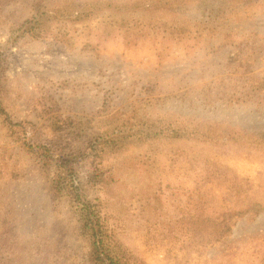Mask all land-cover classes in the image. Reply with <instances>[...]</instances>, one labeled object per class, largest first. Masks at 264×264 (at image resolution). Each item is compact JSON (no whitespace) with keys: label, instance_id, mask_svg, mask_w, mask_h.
Wrapping results in <instances>:
<instances>
[{"label":"rangeland","instance_id":"374dc122","mask_svg":"<svg viewBox=\"0 0 264 264\" xmlns=\"http://www.w3.org/2000/svg\"><path fill=\"white\" fill-rule=\"evenodd\" d=\"M38 3L44 11L74 3L89 15L59 17L47 23L45 37H20L11 49L4 109L14 121H23L24 140L51 145L57 154L66 134L54 132L51 120L102 118L118 110L148 111L146 116L158 119L174 116L173 110L216 130L264 131V98L254 102L264 91L239 103L225 102L220 94L248 79L264 82V0H0V44L11 25L29 17ZM108 99L111 106L104 105ZM96 129L72 127L82 133L73 147L79 149ZM175 150H201L264 186V152L237 147L228 138L129 144L109 156L120 183L102 193L87 183L88 161L79 160L82 193L107 199L103 211L119 238L115 249L124 264H213L203 258L216 262L233 243L240 246L237 264L254 259L256 243L264 240V212L243 215L228 237L206 243L201 254L175 246L170 238L160 240L155 225H140L141 204L148 197L161 199L163 213H176L184 197L173 192L193 187L200 175ZM32 154L0 123V213L9 224L10 264H91L74 205L65 192L55 196L50 190L54 163L41 167ZM12 166L22 169L15 179L1 171Z\"/></svg>","mask_w":264,"mask_h":264},{"label":"trees","instance_id":"16d2710c","mask_svg":"<svg viewBox=\"0 0 264 264\" xmlns=\"http://www.w3.org/2000/svg\"><path fill=\"white\" fill-rule=\"evenodd\" d=\"M78 6L71 3L64 10L50 8L48 11H44L41 10L38 3L34 6V11L29 17L19 24L11 25L7 39L0 44V123L6 127L9 135L15 141H21L27 151L34 153L32 155L40 159L41 167L49 169L50 165L54 163L55 172L50 190L55 196L65 192L69 203L74 205L78 216L79 231L90 246V263L124 264L126 261L115 249L119 238L114 230L108 228V212L103 211L107 199L101 197V194L87 198L82 193L75 167L79 160L86 159L88 161L87 183L102 193L103 190L120 183L114 165L109 162V156L129 144H144L149 141L171 138L188 143L195 140L196 143L202 144L228 138L233 140L237 147H247L254 152L263 153L264 131L258 129L253 131L236 130L230 126L216 130L210 128L198 117L173 110L174 116L163 119H158L156 115L146 116L148 111L141 115L136 110H132L130 113L118 110L116 113L102 118H88L79 121H74L71 118L51 120L50 125L54 132L66 134L63 136L65 143L61 146L62 150L57 154L53 153L51 145L24 140L22 137V133L25 131L23 121H14L4 109L3 95L7 92L4 68L9 53L17 45L20 37L28 36L32 39L45 37L49 29L48 22H53L59 17L80 15L82 18L89 15L85 9ZM235 88L231 91L224 89L220 93L225 102L239 103L252 99L256 93L264 91V82H252L248 79L241 84H236ZM262 98H264V94L254 102L259 105ZM106 104L111 106L109 99L105 100L104 105ZM84 124L89 127L96 126L97 129L76 150L72 144L82 136V133L76 134L70 130L72 127L82 128ZM241 134L247 135L241 136ZM175 154H184L183 161L200 175L193 187H177L179 192H173V194L184 197V201L176 213H163L162 201L156 195L153 201H151V197H148L147 202L141 204L140 215L143 222L140 225L144 223H147L148 226L155 225L156 232L162 235L160 240L170 238L171 243H174L175 246L179 245L187 252L193 251L201 254L206 248V243L214 244L216 241L228 237L232 226L243 215L249 212L250 214L264 212V186L260 183L259 185L253 184L250 176L239 174L236 169H230L223 161H213L208 154L201 150L196 153L175 150ZM21 170V167L12 166L9 170L1 171L15 179L21 174ZM129 204L133 207V201ZM8 225L5 215L0 213V264H10L12 260L13 249L9 246L11 240L7 235ZM185 235H189V240L185 241ZM256 244L259 246L256 257L242 264H264V240ZM239 247L234 243L231 244L225 252L223 251L216 257V262L213 261L214 258L203 259L211 261L213 264H237L234 257ZM176 249L178 250L177 247Z\"/></svg>","mask_w":264,"mask_h":264}]
</instances>
